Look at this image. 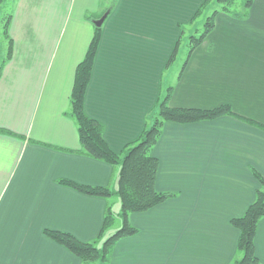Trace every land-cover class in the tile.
Instances as JSON below:
<instances>
[{
  "label": "crops",
  "instance_id": "crops-1",
  "mask_svg": "<svg viewBox=\"0 0 264 264\" xmlns=\"http://www.w3.org/2000/svg\"><path fill=\"white\" fill-rule=\"evenodd\" d=\"M205 1L12 0L13 54L0 74V264H83L45 231L92 243L107 207H120L115 196L59 184H118V166L59 149H81L71 95L92 19L107 10L85 111L104 125L113 152L141 136L169 88L173 108L233 111L163 125L156 188L177 196L130 215L138 233L117 243L110 264H232L240 233L231 220L262 188L254 172L264 177V0H254L248 18L218 13L180 66L183 27ZM255 243L264 264V218Z\"/></svg>",
  "mask_w": 264,
  "mask_h": 264
},
{
  "label": "trees",
  "instance_id": "trees-1",
  "mask_svg": "<svg viewBox=\"0 0 264 264\" xmlns=\"http://www.w3.org/2000/svg\"><path fill=\"white\" fill-rule=\"evenodd\" d=\"M237 1L206 0L204 2L192 18L191 24L195 23L202 16L210 7L211 2H215L214 4L216 5H214V9L207 18L203 30L201 32L198 31L194 36H190L189 54L201 45L212 32L218 13H226L236 19H244L250 16L254 0H244V11L242 12L236 9ZM4 2L5 0H0V7ZM110 13L111 10H107L99 18L92 19L95 23L94 36L75 74L70 114L77 123L81 149H59L118 166L120 168L118 184L117 187L113 188L92 187L65 179L60 180L59 184L71 187L87 195L102 198L115 196L120 200L121 209L119 214L115 215L112 210L113 207L111 205L107 207L101 232L97 240L92 243L82 242L68 233L53 230L45 231L47 237L68 249L72 254L81 259L83 264H110L117 243L124 238L138 233V230L129 222L130 215L147 212L177 196L176 193L159 192L156 188L159 159L153 156V150L162 135L163 125L166 122L189 124L213 120L223 115H233V111L229 106H221L212 110L173 108L170 106L172 88H169L168 93L158 105L157 111L153 114V121L146 126L141 136L127 145L121 154L113 152L105 140L104 125L91 118L85 111V97L91 82L95 59L101 43L103 23ZM103 18H105L104 22L98 26L97 22ZM11 19V14H8L5 18L4 36L8 44V54L0 67V74L5 63L11 59L13 54V40L8 34V26ZM179 45L180 42L177 44L169 63L174 61ZM251 123L256 124L252 121ZM31 142L38 144L35 141ZM254 175L261 183L262 188L257 191L255 201L249 205L244 215L231 220V225L237 228L240 233L237 253L232 264H261L257 255L255 239L259 223L264 218V177L258 172H254ZM117 216L120 218L122 226L115 233L107 236L108 231L115 226Z\"/></svg>",
  "mask_w": 264,
  "mask_h": 264
},
{
  "label": "rangeland",
  "instance_id": "rangeland-1",
  "mask_svg": "<svg viewBox=\"0 0 264 264\" xmlns=\"http://www.w3.org/2000/svg\"><path fill=\"white\" fill-rule=\"evenodd\" d=\"M11 4H12V0H5V3H3V5L0 7V67L3 63V61L5 60V58L7 57V54H8V44H7V40L4 36V25H5V18L8 14H11V13H8L6 9L8 8H11ZM215 7V6H214ZM241 7V8H239ZM236 8L239 10L241 9L242 11H244V0H238L237 1V4H236ZM213 10V8L211 10H209L208 12L205 11L201 17H199L197 19V21L195 23L192 24V26L190 27H183V29L186 31V35L182 41V44H181V47H180V50H179V59H178V63H180V66L182 64V59L184 60L186 55H187V52L189 51V44H190V36H194L197 34L198 31H202L203 30V27H204V24L206 23V20L207 18L209 17L211 11ZM240 11V12H242ZM199 32V33H200ZM114 204V203H112ZM120 204V207L113 210L114 214L117 215L119 214L120 212V209H121V203ZM115 207V206H114ZM117 213V214H116ZM120 218L117 216V221H116V226H117V229L120 228L121 226V222H120ZM113 231H116L115 228L113 229Z\"/></svg>",
  "mask_w": 264,
  "mask_h": 264
},
{
  "label": "water",
  "instance_id": "water-1",
  "mask_svg": "<svg viewBox=\"0 0 264 264\" xmlns=\"http://www.w3.org/2000/svg\"><path fill=\"white\" fill-rule=\"evenodd\" d=\"M105 18L101 19L100 21L97 22V25L100 26L104 22Z\"/></svg>",
  "mask_w": 264,
  "mask_h": 264
}]
</instances>
